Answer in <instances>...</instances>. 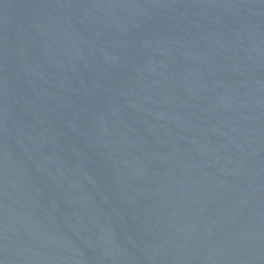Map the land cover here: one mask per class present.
<instances>
[{
    "label": "water",
    "instance_id": "95a60500",
    "mask_svg": "<svg viewBox=\"0 0 264 264\" xmlns=\"http://www.w3.org/2000/svg\"><path fill=\"white\" fill-rule=\"evenodd\" d=\"M0 264H264V0H0Z\"/></svg>",
    "mask_w": 264,
    "mask_h": 264
}]
</instances>
